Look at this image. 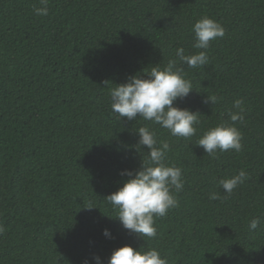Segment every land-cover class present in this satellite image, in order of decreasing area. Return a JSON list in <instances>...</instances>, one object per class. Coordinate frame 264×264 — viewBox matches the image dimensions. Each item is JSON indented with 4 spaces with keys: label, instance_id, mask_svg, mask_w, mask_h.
Segmentation results:
<instances>
[{
    "label": "trees",
    "instance_id": "trees-1",
    "mask_svg": "<svg viewBox=\"0 0 264 264\" xmlns=\"http://www.w3.org/2000/svg\"><path fill=\"white\" fill-rule=\"evenodd\" d=\"M34 5L0 0V264H107L125 244L157 248L169 264H264V0H49L45 17ZM204 15L225 35L210 43L208 65L184 66L194 88L174 102L200 114L196 134L119 119L110 89L147 78L178 47L199 51L191 29ZM208 95L222 99L205 103ZM237 98L242 151L211 158L196 142ZM145 125L169 143L167 160L185 179L152 239L124 229L105 199L128 179L121 170L147 159L137 132ZM241 168L249 179L231 196L208 198ZM254 217L260 227L249 231Z\"/></svg>",
    "mask_w": 264,
    "mask_h": 264
},
{
    "label": "clouds",
    "instance_id": "clouds-1",
    "mask_svg": "<svg viewBox=\"0 0 264 264\" xmlns=\"http://www.w3.org/2000/svg\"><path fill=\"white\" fill-rule=\"evenodd\" d=\"M33 13L36 16H48L49 0H39V6H33ZM191 31L194 33L193 48L199 51L185 54V49L178 47L175 58H170L167 64L161 66L158 63L145 71L147 78L133 74L125 82L115 84L110 89L111 111L119 119L131 121L140 117L167 129L173 137L189 138L196 134L195 125L200 123V114L175 106L174 102L186 98L194 88L191 80L186 78L184 66L195 69L208 65L207 49L212 41L225 35V28L216 19L204 15L194 22ZM219 99L222 98L208 95L204 102L210 100L215 104ZM245 111L243 99H235L227 110L228 119L204 130L196 145L201 146L211 158H216L218 151L241 152L243 133L237 123L245 120ZM137 132L138 147L146 146L149 149L147 159L142 160L138 170H121V175L128 179L105 199L116 213L112 217L118 219L124 229L143 239H152L158 235L156 218L164 217L171 209L178 207L177 195L183 191L185 179L181 167L167 160L170 150L167 141H158L155 130L147 125L141 126ZM248 179L247 171L241 168L236 174L217 181L223 195L213 191L208 194V198L226 200ZM260 224L259 217L252 218L248 225L249 231L257 230ZM4 232L5 227L0 225V235ZM103 235L111 238V230L103 229ZM93 260L95 264H103L99 256L93 257ZM84 264H89V261L85 260ZM107 264H169V260L157 248L145 249L142 246L136 249L125 244L112 251Z\"/></svg>",
    "mask_w": 264,
    "mask_h": 264
}]
</instances>
